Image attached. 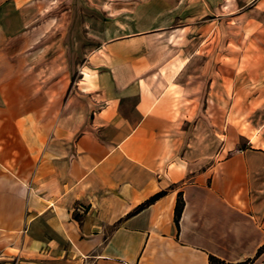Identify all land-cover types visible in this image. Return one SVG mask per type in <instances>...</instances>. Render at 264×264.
<instances>
[{"label":"crops","instance_id":"obj_1","mask_svg":"<svg viewBox=\"0 0 264 264\" xmlns=\"http://www.w3.org/2000/svg\"><path fill=\"white\" fill-rule=\"evenodd\" d=\"M211 255L264 256V0H0V264Z\"/></svg>","mask_w":264,"mask_h":264},{"label":"trees","instance_id":"obj_2","mask_svg":"<svg viewBox=\"0 0 264 264\" xmlns=\"http://www.w3.org/2000/svg\"><path fill=\"white\" fill-rule=\"evenodd\" d=\"M161 194L162 193H159L156 196H154L153 199H151V201L154 200L155 198L159 197ZM183 206H184V204L182 202L178 201V203L176 205V214H175V220H176L177 224H179V220H180V217H181V214L183 211ZM247 261L248 260L240 262L238 264H245ZM209 264H230V263H227L224 260H222V259H220L214 255H211Z\"/></svg>","mask_w":264,"mask_h":264},{"label":"rangeland","instance_id":"obj_3","mask_svg":"<svg viewBox=\"0 0 264 264\" xmlns=\"http://www.w3.org/2000/svg\"><path fill=\"white\" fill-rule=\"evenodd\" d=\"M82 76L80 74V72H77L76 73V77L75 79L78 80L80 79ZM245 264H264V256L262 257H256V258H253V259H250L248 260Z\"/></svg>","mask_w":264,"mask_h":264}]
</instances>
